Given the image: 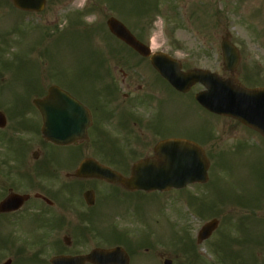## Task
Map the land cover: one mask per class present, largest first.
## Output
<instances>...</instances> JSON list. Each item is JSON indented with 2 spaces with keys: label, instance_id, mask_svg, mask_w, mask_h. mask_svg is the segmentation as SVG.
I'll list each match as a JSON object with an SVG mask.
<instances>
[{
  "label": "rangeland",
  "instance_id": "1",
  "mask_svg": "<svg viewBox=\"0 0 264 264\" xmlns=\"http://www.w3.org/2000/svg\"><path fill=\"white\" fill-rule=\"evenodd\" d=\"M109 16L153 52L179 60L183 70L205 69L224 79L230 74L223 69L220 41L228 32L240 55L236 84L264 86V0H46L39 12L20 11L10 0H0V111L7 119L0 129V199L4 162L19 154L12 128L21 115L34 118L32 100L54 83L77 89L75 81L102 94L107 85L99 68L91 73L95 59H105L111 48L132 57L109 35ZM202 89L199 84L185 94L159 89L157 117L163 120V137L200 145L202 140L210 162L208 181L151 194L152 204L144 208L150 218L134 221L133 229L137 236L142 230L153 239L157 231L171 264H264V139L233 119L202 109L193 97ZM142 206L135 205L139 214ZM124 209L120 205L111 216ZM82 213L68 215L70 228H88L87 211ZM21 215L0 216V264L8 258L10 264H49L58 251L54 244L61 242V235L52 232L55 216L44 225L42 217ZM212 218L219 226L197 244V231ZM109 219L97 226L103 240L114 238ZM94 246L89 241L73 250L88 252Z\"/></svg>",
  "mask_w": 264,
  "mask_h": 264
},
{
  "label": "flooded vegetation",
  "instance_id": "2",
  "mask_svg": "<svg viewBox=\"0 0 264 264\" xmlns=\"http://www.w3.org/2000/svg\"><path fill=\"white\" fill-rule=\"evenodd\" d=\"M117 42L127 48L132 57L125 58L115 48L104 54V66L99 69L107 85L104 93H98L94 86L91 93V85L80 81L74 82L77 89L59 86L89 111L91 123L85 137H78L76 144L60 145L48 141L41 132L42 113L33 103L31 112L34 118L21 115L18 127L12 128V135L19 141V154L9 155L4 162L5 193L0 200L13 194L26 195L27 198L16 211L0 215L8 217L22 213L20 219L34 215L40 220L42 217L46 225L53 214L56 229L52 232L61 235V242L54 244L58 248L54 255L80 256L93 249L116 248L114 264H171V261L167 263L170 259L165 240L157 231L153 239L142 230L137 236L136 229H133L134 221L142 223L150 218L145 212L152 204L149 196L169 191H131L119 183L76 175L80 163L93 158L104 167L129 176L135 162L153 156L157 144L168 139L162 136L163 131H159L160 127L164 129L163 120L157 117L159 89L178 91L151 66L149 57L139 55L119 40ZM14 162L16 164L12 165ZM74 190H78L76 197ZM122 204L126 206L124 212L114 214ZM138 204H143L140 214L135 207ZM77 211H87L88 228H70L68 215ZM108 217L114 238L103 240L97 226ZM89 241L96 246L88 252L73 250ZM84 264L96 263L85 261Z\"/></svg>",
  "mask_w": 264,
  "mask_h": 264
},
{
  "label": "water",
  "instance_id": "3",
  "mask_svg": "<svg viewBox=\"0 0 264 264\" xmlns=\"http://www.w3.org/2000/svg\"><path fill=\"white\" fill-rule=\"evenodd\" d=\"M19 9L40 11L44 0H11ZM107 26L112 34L133 47L142 55L148 51L135 37L115 18L107 20ZM229 35L221 41L220 47L224 68L231 73L236 69L239 56L233 45L227 40ZM157 70L166 77L177 89L185 91L195 82H201L205 90L196 95L200 104L209 111L218 115L230 116L246 126L258 131L264 136V88L246 89L235 86L231 80H222L220 77L204 70H191L187 73L179 71L177 63H169L157 55L152 56ZM234 78V77H233ZM43 116V135L58 144L69 143L84 132L87 123V112L75 100L55 86L48 90L46 98L34 100ZM5 119L0 112V126H4ZM166 141L164 147H158L157 158L148 159L135 165L133 175L124 178L119 174L94 164V168L85 170L80 167L78 174L93 175L106 178L110 181H119L129 189L165 190L182 188L189 183L207 181L209 166L202 149L189 141ZM82 171V173H81ZM26 196L13 195L0 202V212L16 209ZM213 219L201 228L198 242L207 238L217 226ZM90 254L89 259L104 263L111 254ZM53 264H78L77 260L65 257H54ZM6 262L5 264H8ZM108 263V261L106 262Z\"/></svg>",
  "mask_w": 264,
  "mask_h": 264
}]
</instances>
